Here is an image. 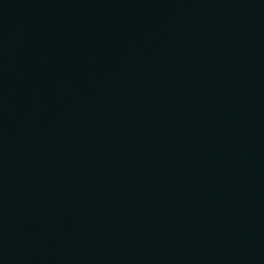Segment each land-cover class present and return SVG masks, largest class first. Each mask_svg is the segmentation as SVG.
Listing matches in <instances>:
<instances>
[{
    "label": "water",
    "instance_id": "obj_1",
    "mask_svg": "<svg viewBox=\"0 0 264 264\" xmlns=\"http://www.w3.org/2000/svg\"><path fill=\"white\" fill-rule=\"evenodd\" d=\"M0 264H264V0H0Z\"/></svg>",
    "mask_w": 264,
    "mask_h": 264
}]
</instances>
